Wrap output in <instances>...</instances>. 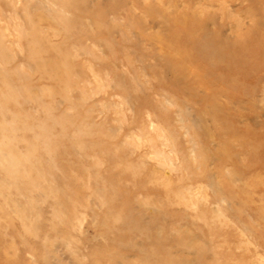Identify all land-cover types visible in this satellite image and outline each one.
Here are the masks:
<instances>
[{
  "label": "rangeland",
  "instance_id": "1",
  "mask_svg": "<svg viewBox=\"0 0 264 264\" xmlns=\"http://www.w3.org/2000/svg\"><path fill=\"white\" fill-rule=\"evenodd\" d=\"M0 264H264V0H0Z\"/></svg>",
  "mask_w": 264,
  "mask_h": 264
}]
</instances>
